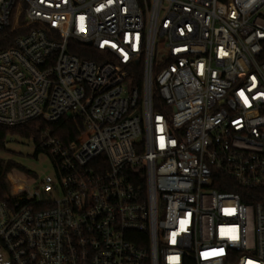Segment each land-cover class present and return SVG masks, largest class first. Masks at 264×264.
Wrapping results in <instances>:
<instances>
[{
	"label": "built area",
	"instance_id": "built-area-1",
	"mask_svg": "<svg viewBox=\"0 0 264 264\" xmlns=\"http://www.w3.org/2000/svg\"><path fill=\"white\" fill-rule=\"evenodd\" d=\"M20 1L0 125L72 116L86 137L45 128L52 173L5 174L0 264H264V0Z\"/></svg>",
	"mask_w": 264,
	"mask_h": 264
},
{
	"label": "trees",
	"instance_id": "trees-1",
	"mask_svg": "<svg viewBox=\"0 0 264 264\" xmlns=\"http://www.w3.org/2000/svg\"><path fill=\"white\" fill-rule=\"evenodd\" d=\"M25 5L22 1L16 0L9 25L0 32V49H5L13 44V41L19 35L24 34L32 28L30 23L24 21ZM51 33L54 32L49 30ZM68 53L77 55L79 58H85L89 60L99 61L102 54L93 49L91 46L76 42L73 39L68 40L67 44ZM160 66H154L153 73L159 70ZM129 82L133 85H139L142 80L143 67L141 61L133 63L127 67ZM153 104L157 108L159 104V98L156 93V86L153 84ZM45 128H49L52 135L56 136L61 142L67 144L69 142H80L85 139L86 133L83 130V124L80 118L72 116H64L55 124H45L39 120L29 121L19 125H0V198L4 195L7 185L5 182V174L11 169H17L26 173V170L15 159L2 154L6 153V141L8 137L19 136L21 138L31 139L34 143V155L43 153V150L39 147V133ZM220 190L224 188L218 187ZM260 194L254 198V201L260 202L264 205V189L259 190Z\"/></svg>",
	"mask_w": 264,
	"mask_h": 264
},
{
	"label": "rangeland",
	"instance_id": "rangeland-1",
	"mask_svg": "<svg viewBox=\"0 0 264 264\" xmlns=\"http://www.w3.org/2000/svg\"><path fill=\"white\" fill-rule=\"evenodd\" d=\"M161 38L156 41L155 55L158 57L161 53ZM6 153L3 156L11 157L20 163L29 173L33 174L38 180L52 173V166L48 157L44 153L34 155V143L31 139L21 138L19 136L8 137L6 144ZM21 178V175H20ZM29 182V181H28Z\"/></svg>",
	"mask_w": 264,
	"mask_h": 264
},
{
	"label": "water",
	"instance_id": "water-1",
	"mask_svg": "<svg viewBox=\"0 0 264 264\" xmlns=\"http://www.w3.org/2000/svg\"><path fill=\"white\" fill-rule=\"evenodd\" d=\"M89 44V43H88Z\"/></svg>",
	"mask_w": 264,
	"mask_h": 264
}]
</instances>
